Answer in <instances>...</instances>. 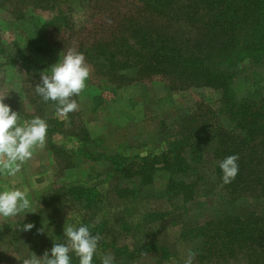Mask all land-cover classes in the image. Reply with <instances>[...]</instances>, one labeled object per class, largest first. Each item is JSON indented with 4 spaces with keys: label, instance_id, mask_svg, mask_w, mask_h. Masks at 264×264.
Returning <instances> with one entry per match:
<instances>
[{
    "label": "trees",
    "instance_id": "obj_1",
    "mask_svg": "<svg viewBox=\"0 0 264 264\" xmlns=\"http://www.w3.org/2000/svg\"><path fill=\"white\" fill-rule=\"evenodd\" d=\"M28 1L25 15L18 14L16 9V21L27 19L31 12L28 7L54 13L45 23V29L66 17L62 12L57 13L55 0ZM137 1L138 8L132 12L123 13L121 8L112 11L115 16L112 21H117V25L112 27L111 38L85 48L86 62L99 74L114 79L125 80L126 73L134 71L141 79L162 77L170 90L209 88L219 92L220 106L216 109L206 106L205 110L186 115L179 135L171 136L167 149L158 155H98L96 159L107 164L106 181L115 182L109 192L120 200H148L156 177L162 174L165 177L162 196L169 210L145 214L144 222L152 224L169 218L174 224L181 223L180 238L198 244L192 251L196 264H228L227 261L238 255L246 263L264 264V98L238 100L233 88L237 79L235 70L240 64L251 60L257 66L264 65V0ZM26 44L28 49L41 51ZM6 48L0 42V59L4 57L10 66L16 61L7 55ZM0 98H6L5 102L22 120L36 115L18 108L8 97L0 94ZM35 100L38 105L41 103L38 113L49 107L55 109L53 102H45L39 95ZM209 152L213 153L215 163L212 190L219 192H214L210 200L198 202L206 196L201 195L203 178L199 174ZM229 155H238L239 171L231 183L224 184L219 164ZM100 196L96 187L63 186L47 191L40 203L48 210L64 199L83 203L92 210L97 207ZM203 206L214 214L211 219L192 215L195 210L203 211ZM88 222L85 225L93 235L105 227L104 223L94 226ZM43 223L53 226V223ZM7 225L4 230L10 237L6 239L18 246L17 238L24 226ZM54 234L58 239L62 237L60 233ZM35 240L31 233L26 243L33 245ZM44 241L35 242L37 256L52 249L46 250L42 246ZM155 244L132 252L127 247L116 248L113 256L115 260L139 259L141 256L134 254L146 255L152 251L161 253V260L167 261L168 249ZM72 264H79L74 254ZM93 264H101L97 255ZM115 264L125 263L116 261Z\"/></svg>",
    "mask_w": 264,
    "mask_h": 264
},
{
    "label": "rangeland",
    "instance_id": "obj_2",
    "mask_svg": "<svg viewBox=\"0 0 264 264\" xmlns=\"http://www.w3.org/2000/svg\"><path fill=\"white\" fill-rule=\"evenodd\" d=\"M55 1L57 13L62 12L66 17L54 27L45 29V23L54 17L53 12L28 7L31 12H28L27 19L16 21V9L18 14L25 15L27 11L24 9L29 1L0 0V7L4 6L0 8V42L5 43L7 55L16 61L7 66L9 61L4 57L0 59V94L48 124L44 145L34 150L32 157L20 165L15 175L0 170V188H19L27 193L31 202L28 211L8 219L0 217V264H22L24 258L36 253L34 248L39 241L44 239L42 246L46 250L51 249L55 243L64 242L66 224H85L88 221L94 226L105 224L102 231L94 234L100 237L96 254L99 259L104 255L113 256L116 248L127 247L132 252L156 243L160 248L168 249L167 261L161 260V253L151 251L146 255L134 254L141 256L139 259L121 258L115 263L183 264L188 251L197 249L198 244L180 238L181 223L174 224L169 218L152 224L142 220L145 214L169 210L162 196L165 177L162 174L156 177L154 188L149 192L150 199L120 200L112 191L109 192L115 182L106 181L107 164L96 158L100 154L147 156L162 153L171 142L170 137L181 132L183 118L207 107L218 108L220 94L209 88L170 90L162 77L141 79L134 71L127 72L125 80L114 79L99 74L85 60L89 78L80 95L73 97L78 110L67 117L57 116L54 107L38 113L41 103L38 105L35 100L38 95L35 85L40 82L39 75L56 64L63 52L73 50L84 55L85 48H91L98 41L109 40L114 31L112 27L117 25V21H112L115 19L112 11L121 8L123 13L132 12L139 4L137 0H110L106 3L101 0ZM103 8L106 10H101ZM27 42L41 51L28 49ZM235 71L237 79L233 88L238 100L264 98V65L257 66L248 60ZM212 154H206L199 174L203 178L201 195L206 196L205 199L199 198L198 202L210 200L214 192H219L215 188L212 190L215 179ZM71 164L73 167L68 169ZM73 185L96 187L101 194L97 207L91 210L83 203L61 199L53 209H44L40 202L47 191ZM203 209L195 210L192 215L202 220L214 216L207 207L203 206ZM43 221L53 223V226ZM32 222L35 224L31 230L23 229L19 233L18 246H13V242L6 239V236L10 237L4 230L7 224L19 228ZM30 232L37 239L36 244L26 243ZM56 232L62 235L60 239L54 234ZM193 257V264H196ZM227 262L249 264L240 255Z\"/></svg>",
    "mask_w": 264,
    "mask_h": 264
},
{
    "label": "clouds",
    "instance_id": "obj_3",
    "mask_svg": "<svg viewBox=\"0 0 264 264\" xmlns=\"http://www.w3.org/2000/svg\"><path fill=\"white\" fill-rule=\"evenodd\" d=\"M89 78V69L84 55L68 50L63 52L59 61L40 74V82L35 85L36 93L45 102H53L55 113L59 117L78 110L76 99L85 87ZM6 98H0V170L15 175L20 165L30 159L34 150L45 143L48 124L46 120L35 117L22 120ZM238 155H229L219 164L224 184L231 183L238 175ZM31 202L27 193L19 188H0V217L16 216L28 211ZM32 224H25V231L31 230ZM65 240L55 243L50 252L43 257L33 253L24 258L22 264H72V256L78 258L79 264H93L97 254L100 237L93 235L85 224H66ZM191 250L183 258V264H193ZM101 264H115V257H100Z\"/></svg>",
    "mask_w": 264,
    "mask_h": 264
}]
</instances>
